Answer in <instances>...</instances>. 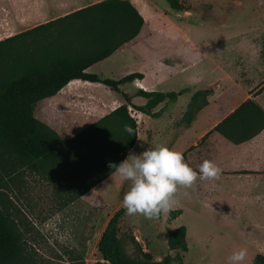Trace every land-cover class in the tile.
Segmentation results:
<instances>
[{
  "label": "crops",
  "instance_id": "crops-1",
  "mask_svg": "<svg viewBox=\"0 0 264 264\" xmlns=\"http://www.w3.org/2000/svg\"><path fill=\"white\" fill-rule=\"evenodd\" d=\"M99 1L101 0H0V41L62 18ZM131 1L145 19L140 34L106 59L89 66L86 71L116 79L131 73L143 74V78H136L132 82L121 85V89L131 96L132 104L135 106H143L148 102L145 96L140 95L141 90L180 92L189 88L186 91L189 93L186 97L179 94L176 100L159 103L153 109V112H160L158 117H152L128 105V114L132 117V114H140L142 118L140 121L137 120L138 138L127 156L130 152L139 154L150 146L159 145V142L163 140L165 128H170L174 135L178 136L192 132L190 143L178 150L183 154L185 161L194 169H198L203 160H211L222 171L217 180L197 179L189 189L178 188L175 198L188 200L189 205L194 209L205 208L209 209V214H220L229 223L230 230L236 231V238L250 247L254 257L257 254L264 255V129L253 138L238 144L215 130L221 121L248 98L255 99L264 107V91L254 95L258 90H253L255 83H251L252 87L247 85L244 89V99L224 113L229 105L227 94H224L227 69L219 65L220 74L215 76H219L222 80L217 79V84H214L213 74L206 78L202 73L196 72L193 75L188 73L193 72V69L202 61L204 52L199 53L194 48L179 46L173 48L171 56H165L166 54L161 53L158 48L152 52L144 51V48L149 45L148 39L152 36V33L146 30L148 25L154 22V8L151 0ZM40 34L46 35V31L42 30ZM36 38V33L28 36L29 48L23 49V55L28 57L31 64L37 60L46 63L55 54L45 48V45L37 44ZM137 51H141L146 56L145 60L151 61V67L149 63L145 65L143 62L126 63ZM180 73H186L189 78L183 85H177L175 81ZM127 85H132V88ZM205 89L212 90L207 97L208 104L196 114L193 121L190 123L185 121L183 110L185 105L181 99L186 98L187 105L196 91ZM124 103L125 100L116 91L102 83L73 79L54 95L40 100L35 105L34 115L63 139L68 140L112 114ZM25 178L27 186L18 194V197L13 199L21 207L22 215L27 218L28 225L33 223L38 229L57 239L56 243L77 253L75 248L84 245L82 238H77L78 235L61 238L63 236L60 232L81 231L86 223L90 224V229L97 227L100 223L99 215L103 214L100 205L114 199L113 193L125 182L113 173L61 208L59 206L61 200L69 197L73 192L59 193V185L42 179L35 171L28 170ZM40 182L48 185L50 192L30 193L36 183ZM173 206L172 210H178L175 204ZM86 214L95 216V219L86 218ZM110 218L111 215L108 216L102 232ZM179 218L170 219L169 215L172 222ZM102 232L98 236V242ZM216 253L224 257L221 251Z\"/></svg>",
  "mask_w": 264,
  "mask_h": 264
},
{
  "label": "trees",
  "instance_id": "trees-1",
  "mask_svg": "<svg viewBox=\"0 0 264 264\" xmlns=\"http://www.w3.org/2000/svg\"><path fill=\"white\" fill-rule=\"evenodd\" d=\"M171 8L188 10L178 0H170ZM145 23L144 16L131 0H101L66 16L40 25L4 41H0V264H35L28 252L22 231L36 230L23 217L13 197L27 186V171L59 185V193L73 192L61 200L65 207L101 183L114 172L138 138V122L128 114V105L158 117L153 109L166 100H176L180 92L140 91L148 102L132 104L131 96L121 89L125 82L143 78L131 73L121 79L87 72L92 64L106 59L124 44L136 38ZM46 31V35L40 32ZM36 33V43L45 45L55 56L46 63H30L23 49L29 48L28 36ZM83 79L99 82L116 91L125 103L83 132L65 140L34 115L35 105L54 95L69 81ZM211 89L196 91L188 105L184 120L191 122L207 104ZM132 128L126 132L125 126ZM264 129V107L248 98L221 121L215 130L238 144ZM180 210H171L170 219ZM126 215L118 209L109 219L98 242L103 262L98 264H140L126 257L121 248L119 225ZM161 215L158 217L160 218ZM25 218V219H24ZM187 227L168 228L171 250L187 252ZM73 253V252H72ZM179 253L168 254L155 264H173ZM253 264H264V255L257 254Z\"/></svg>",
  "mask_w": 264,
  "mask_h": 264
},
{
  "label": "rangeland",
  "instance_id": "rangeland-1",
  "mask_svg": "<svg viewBox=\"0 0 264 264\" xmlns=\"http://www.w3.org/2000/svg\"><path fill=\"white\" fill-rule=\"evenodd\" d=\"M178 1L188 10L177 11L171 8L170 0H151L155 18L146 30L152 33V36L148 39L149 45L144 51L152 52L158 48L161 53L166 54L165 56H171L173 48L179 46L194 48L199 53L204 52L202 61L193 72L188 73L190 75L196 72L202 73L206 78L213 74L214 84L220 79L219 76H215L220 74L219 65L225 67L228 75H225L227 79H225L224 94H227L229 105L224 113L244 99V89L247 85L252 87L251 83H255L253 90H258L254 95L262 93L264 91V0ZM130 58V61H126L127 64L143 62L152 66L151 61L145 60L146 56L141 51H137ZM188 79L186 73H180L175 81L177 85H183ZM131 86L127 85L132 88ZM187 93L189 92H183V97L188 96ZM181 100L185 105L183 110L186 113L185 109H188L190 100L187 105L186 98ZM135 116L138 121L142 118L140 114ZM192 134L190 132L178 136L174 135L170 128H165L163 140L159 143L178 151L190 143ZM128 188L129 182H124L113 193L114 199L100 205L103 214L99 215L100 223L97 227L90 229V224L86 223L81 231L60 232L63 236L61 238L77 237V235V238H82L84 245L75 248L78 253L56 243L57 239L52 235L30 223V227L36 230H24L22 233L26 248L33 256L35 264L103 262L97 248L98 236L108 216H112L115 211L122 208L121 200ZM32 191L30 193L47 194L50 192V187L40 182L36 183ZM175 199V207L177 206L176 208L181 211V215L177 216L180 218L176 221L172 222L169 219L171 211L162 213L160 218L146 219L140 215L127 214L122 218L119 236L126 257L140 264H155L168 254L175 257L179 253L183 260L180 262L175 258L173 264H227V257L234 250L244 248L247 250L244 264H253L254 256L250 247L236 238V231L230 230L229 223L220 214H209V209H194L189 205L188 200L180 197ZM85 217L95 219L92 215L86 214ZM182 225L188 228L187 252L171 250L168 244V228L174 229ZM216 251H221L224 257L219 256Z\"/></svg>",
  "mask_w": 264,
  "mask_h": 264
},
{
  "label": "clouds",
  "instance_id": "clouds-1",
  "mask_svg": "<svg viewBox=\"0 0 264 264\" xmlns=\"http://www.w3.org/2000/svg\"><path fill=\"white\" fill-rule=\"evenodd\" d=\"M124 130L129 134L133 131L127 125ZM110 166L117 176L129 182L121 200L125 213L146 219L171 211L178 188L189 189L197 179L217 180L222 171L214 161L207 159L194 169L181 152L163 144L150 146L139 154L130 152L119 164ZM246 256V249H236L227 257V264H244Z\"/></svg>",
  "mask_w": 264,
  "mask_h": 264
},
{
  "label": "built area",
  "instance_id": "built-area-1",
  "mask_svg": "<svg viewBox=\"0 0 264 264\" xmlns=\"http://www.w3.org/2000/svg\"><path fill=\"white\" fill-rule=\"evenodd\" d=\"M132 110V108H130ZM134 118H136L135 114H132Z\"/></svg>",
  "mask_w": 264,
  "mask_h": 264
}]
</instances>
